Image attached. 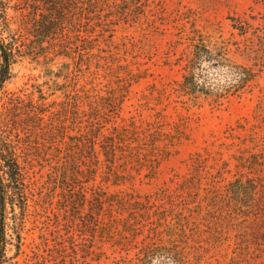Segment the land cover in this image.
Listing matches in <instances>:
<instances>
[{
    "label": "rangeland",
    "instance_id": "374dc122",
    "mask_svg": "<svg viewBox=\"0 0 264 264\" xmlns=\"http://www.w3.org/2000/svg\"><path fill=\"white\" fill-rule=\"evenodd\" d=\"M148 1L145 14L132 15L128 21L120 19L116 6L104 7L99 12L101 19L93 16L91 26L86 24L90 32L82 31L88 42H74L67 52L48 42L40 48L35 29L29 27L25 37L36 46L35 54L14 66L0 94V122L7 118L6 107L16 96L51 105L48 123L66 115L73 118L64 107L79 99L85 110L79 120L83 123L70 119L68 124L85 127L98 118L95 122L105 125L102 131L107 135L113 122L130 125L135 120L147 125L160 120L166 134L178 126L173 145L160 141L153 152L143 150L135 159L122 158L112 168L101 155V162L92 164L98 170L96 176L85 183L89 196L94 186L112 199L121 195L126 200L146 203L150 199L161 205L156 198L166 192L175 201L174 206L167 199L164 202L170 210L169 220L171 210L182 213L189 223L188 235L196 239L192 243L205 252L200 264H229L232 256L243 260L242 264H264V0ZM12 14L21 19L20 14ZM235 22H243V29L235 27ZM12 27L20 31L19 22ZM195 28L215 41L230 42L234 57L258 71L253 92L220 106L188 107L178 102L168 89L180 77L179 40ZM41 93L46 99H40ZM45 130L30 133L27 170L32 186L21 249L16 255V247L10 246L12 258L3 264H129L125 257L135 256V246L149 233L153 226L149 222L156 217L145 216L143 210L134 217L117 202L107 204L93 235L91 208L77 207L64 189L65 168L54 137ZM56 137L59 143L61 137ZM62 146L64 152L66 145ZM68 176L72 183V173ZM182 184L188 187L182 189ZM228 186L237 193L248 188L253 195L244 204L257 202V219L252 214H238L233 221L223 219L222 207L236 200L235 191L226 195ZM214 188L223 194L217 208L219 219H213L205 197ZM8 211L9 236H16L10 206ZM237 236L250 241L246 249L238 248Z\"/></svg>",
    "mask_w": 264,
    "mask_h": 264
},
{
    "label": "trees",
    "instance_id": "16d2710c",
    "mask_svg": "<svg viewBox=\"0 0 264 264\" xmlns=\"http://www.w3.org/2000/svg\"><path fill=\"white\" fill-rule=\"evenodd\" d=\"M132 3V8H130ZM118 8L121 20H129L132 15L145 14L148 0H0V94L4 92L7 81L11 78L14 66L25 56L35 54L36 46L27 43L25 31L34 28L35 36L38 37L40 48L44 43L57 45L63 51L73 49L74 42L86 41L88 37L82 31L88 33L93 16L101 17L104 7ZM12 11L20 14L13 15ZM111 13L112 9H110ZM116 11V12H117ZM138 17V16H137ZM86 20V21H84ZM237 21V20H235ZM19 22L20 31L14 32L13 24ZM34 26V27H33ZM235 27L243 29V22H235ZM30 27V28H29ZM33 32V31H32ZM180 34V33H179ZM182 47L178 55V65L180 66V77L174 85L168 89L171 94L178 97V102L185 106L201 107L205 104L213 106L223 105L234 97L243 96L254 91L258 71L250 65L239 62L233 55L230 42L226 40L215 41L211 36L195 28L186 38L179 40ZM67 55V54H66ZM165 90L166 92L168 91ZM78 94L74 95L77 98ZM40 99H46L41 93ZM10 106L6 107L7 118L0 122V264L10 260V246L17 249L19 254L22 242V229L24 218L29 210V194L31 192L32 181L27 170L28 151L30 150V133L37 129H46V133H51L54 137L53 143L57 144L60 160L65 168V178L61 181L64 189L72 196L77 207L90 206L92 219L91 231L99 228V217L103 213L107 204L113 205L117 202L131 216L136 211L143 210L145 216L156 217L152 220L153 226L149 227V233L135 246V256L125 257L129 264H200L205 258V252L193 244L196 240L194 236H189L186 223L182 213L175 209L171 210L172 220H169L170 210L166 208V199L173 206L175 201L166 192L159 193L156 201H162L157 205L148 199L145 202L126 200L123 196L117 195L112 199L104 190L92 186L91 195L85 187V183L94 179L97 169L92 164L98 165L101 162V155L109 168H112L120 159H135L139 157L143 150L153 152L159 146L160 141L173 145L178 138V126L174 128V133H165V125L162 121L156 120L147 125L138 124L135 120L130 125H121L113 122L110 134H105L102 129L105 125L102 122L90 120L88 125L73 126L68 124L72 119L73 123H83L79 121L82 110L79 99L74 103L68 102L64 110L73 113V118L57 117L48 123L47 114L49 107L47 103H38L34 99L25 102L21 97H12ZM56 102H54L55 104ZM68 107V105H70ZM1 114V113H0ZM97 121H100L98 119ZM110 121V120H108ZM97 125V126H96ZM73 127V128H72ZM241 128H245L240 124ZM71 130H77L76 134H71ZM24 135H23V134ZM61 140L56 142L58 137ZM234 136V134H232ZM52 137V138H53ZM69 138V140H67ZM63 144L65 150L63 152ZM63 154V156H61ZM201 160V159H200ZM241 163L246 165L243 158ZM86 168H83L82 166ZM198 170L200 164L195 166ZM68 172L72 173V183L69 181ZM64 174V175H65ZM253 179L250 181L252 182ZM216 183V180H215ZM188 186L181 185L182 189ZM256 187V186H255ZM248 189V188H247ZM243 188V191H235L236 200L228 201L226 207H222L223 219L232 221L238 214L250 217L251 214L257 219L258 212H255L257 202L251 200L250 204H244L247 198L253 194ZM256 188H254L255 190ZM228 194L231 196L233 188L228 186ZM223 194L220 189H208L205 196L209 205L210 214L214 213L213 219L222 218L220 212L217 214L220 198ZM245 205V206H244ZM8 206L13 213L12 220L15 225L13 229L16 236H9L10 219ZM128 206V207H127ZM158 206L155 210L154 207ZM20 209L18 212L17 210ZM228 214V217L226 216ZM212 217V215H210ZM135 217V216H134ZM176 219L178 220L176 222ZM255 219V220H256ZM245 219L244 221H246ZM165 226V228H163ZM193 229V228H190ZM137 230H134L136 232ZM135 235H139L135 234ZM238 237V248L246 249L247 238ZM221 241V240H219ZM237 253V252H235ZM228 257V254L225 255ZM243 260L232 256L229 264H242Z\"/></svg>",
    "mask_w": 264,
    "mask_h": 264
}]
</instances>
